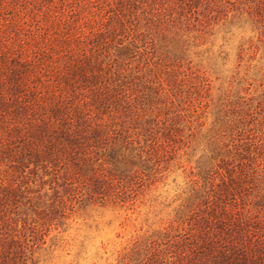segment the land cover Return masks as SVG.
Instances as JSON below:
<instances>
[{"label": "trees", "instance_id": "obj_1", "mask_svg": "<svg viewBox=\"0 0 264 264\" xmlns=\"http://www.w3.org/2000/svg\"><path fill=\"white\" fill-rule=\"evenodd\" d=\"M201 1L104 0V22L88 35L76 21L60 31L66 0L59 12L33 8L42 14L32 12L30 24L6 12L0 22V264H36V248L69 202L124 203L151 181L171 139L166 128L157 129L164 122L145 95L150 86L139 83V59L132 65L155 47L139 19L162 32L191 19ZM255 12L264 16V0ZM153 92H163L161 83ZM251 145L236 151V162L221 160L200 174L181 226L136 248L128 261L264 264V194L256 191L263 149L259 141Z\"/></svg>", "mask_w": 264, "mask_h": 264}, {"label": "rangeland", "instance_id": "obj_2", "mask_svg": "<svg viewBox=\"0 0 264 264\" xmlns=\"http://www.w3.org/2000/svg\"><path fill=\"white\" fill-rule=\"evenodd\" d=\"M45 1L40 7L37 0L15 5L2 0L0 22L6 12L30 24L32 12L42 14L33 8L60 11L61 0ZM102 1L66 0L60 31L72 30L76 21L88 35L104 22ZM262 2L202 0L191 19L176 20L162 32L139 19V29L150 32L155 47L132 65L139 59V83L150 86L145 95L164 122L157 129L170 134L166 159L131 200L69 202L36 248V264H134L128 261L133 250L162 241L181 226L180 216L202 184L200 174L210 173L221 160L236 162L237 152L246 145L252 150L258 141L263 165L256 191L264 194V16L255 12ZM154 77L158 81L147 82ZM159 83L163 92L157 94Z\"/></svg>", "mask_w": 264, "mask_h": 264}]
</instances>
